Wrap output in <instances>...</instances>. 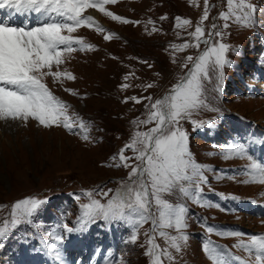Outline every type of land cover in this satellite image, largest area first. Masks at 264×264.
Listing matches in <instances>:
<instances>
[{"label":"rangeland","instance_id":"rangeland-1","mask_svg":"<svg viewBox=\"0 0 264 264\" xmlns=\"http://www.w3.org/2000/svg\"><path fill=\"white\" fill-rule=\"evenodd\" d=\"M208 2L211 7L204 27L210 28L213 23L222 26L224 21L218 19V14L227 10L225 0ZM250 2L255 5L256 24L239 27L229 22L223 42L231 49L227 54L231 65L224 69L219 91L213 90L215 77L206 84L207 103L216 110L201 109L195 113L193 119L202 124L195 130L188 121L181 122L188 133L194 160L208 169L205 175L209 183L203 186V207L178 192L166 197L174 205L187 206L189 239L182 251L176 252L157 230L153 234L159 246L156 251L168 248L174 257L169 260L161 256L162 264H212L202 250L206 241L218 246L229 264H239L237 258H247V254L234 245L240 240L247 242L251 235L264 234V217L252 213L254 207H264V184L258 180L243 183L251 180V176L245 175V170L250 169L249 159H224L222 155L228 146L243 144L247 155L262 163L255 153L260 154L264 149V0ZM104 7L133 23H121L94 8L86 9L83 17L97 15L93 16L92 25L70 34L82 40L85 50L65 54L60 66V71L70 73L75 79L45 81L50 91L70 106L69 114L82 121L85 129L76 123L73 125L76 134H71L63 127L46 129L31 119L27 125L22 121H0V224L10 220L12 205L17 201L26 197L47 201L32 217L31 224H21L0 240V264L9 260L17 264L16 256L24 253L26 246L41 252L43 242L52 243L55 225L76 226L81 216L80 205L89 203L86 197L77 201V195L120 187L130 171L115 166L120 163V150L131 142L135 132L154 127V124L133 123L147 119L146 106L150 105L143 97L151 96L154 102L169 92L188 71L182 67L186 57L195 58L204 47L201 45L199 50L173 47L194 43L189 33L203 15L204 0H117ZM184 20L191 21V25H184ZM106 35L112 38L106 41ZM87 45L92 48L88 49ZM124 84L130 87L122 89ZM148 84L153 87L147 88ZM132 97L141 98L142 102L137 104ZM84 134L89 139H83ZM257 139L262 140V145ZM125 155L133 153L126 151ZM95 199L102 198L95 196ZM205 224L217 233L239 231L245 235L225 238L209 234ZM88 225H92L91 230ZM88 225L86 230L78 231L85 242L79 240L78 246L73 239L68 242L71 252L66 264L76 262L74 248L83 253L93 248L87 246L89 242L107 249L101 251L102 264H150L151 258L145 254L150 248L149 236L145 233L152 234L151 221L138 229L135 242L131 241V225L100 219ZM163 230L176 235L174 229ZM58 234H63L62 229ZM33 237L44 241L38 245L39 240ZM72 242L75 246H71ZM64 247L61 245L51 252V258L55 251L61 255L68 253ZM25 263L26 259H22L21 264Z\"/></svg>","mask_w":264,"mask_h":264},{"label":"snow or ice","instance_id":"snow-or-ice-1","mask_svg":"<svg viewBox=\"0 0 264 264\" xmlns=\"http://www.w3.org/2000/svg\"><path fill=\"white\" fill-rule=\"evenodd\" d=\"M115 3L117 0H0V11L7 13L0 19V121H22L27 125L31 119L46 129L53 126L63 127L71 134H76L73 127L76 123H79L81 129H85L82 121L69 114L70 106L56 97L45 81L47 78L75 79L70 73L60 71V66L64 63L65 54L85 50L82 40L74 39L70 34L80 27L92 25V16H82L86 9L94 8L121 23H133L105 10V5ZM225 3L227 10L218 14V19L224 21L223 25L213 23L210 28H205L204 22L208 20L211 6L208 0H204L203 15L195 30L189 33L194 43L173 45L181 50L189 47L199 50L203 45V49L195 58L186 57L182 67L188 68V71L169 92L154 102L151 96L143 97L150 105L146 106L147 119L133 123L154 124V127L146 132H135L131 142L120 150V163L115 166L130 169L127 179L120 182V187L115 190L108 189L105 192L101 188L77 195V201L86 197L89 203L80 205L81 216L76 226L63 224L61 227L65 234H51L52 243L47 244L45 241L47 251L57 250L68 235L84 231L88 224L98 219L107 223L119 221L131 225L132 242L138 238V229L151 221L152 234L145 233L149 236L150 248L145 254L151 258L150 264H162L161 256L174 259L168 248L156 251L159 246L156 245L153 234L157 230L176 252L182 251L186 246L189 239L186 234L189 210L185 204L174 205L166 197L178 192L181 197L203 207V186L209 181L205 175L208 169L196 162L190 152L189 136L181 122L188 121L195 130L202 127L200 122L193 119L195 113L201 109L216 110L207 103L206 84L211 83L215 77L213 90L219 91L224 69L231 65L227 55L231 49L223 42L225 30L230 27L229 22L239 27H253L257 22L255 5L250 0H225ZM32 14L35 15V26L29 27L27 19L23 26L12 23L17 16ZM179 20L178 17L177 21ZM183 24L190 26L191 21L184 20ZM153 31L156 29L153 28ZM111 38V35L104 37L106 41ZM76 45L80 46L79 49ZM86 47L92 48L91 45ZM189 64L192 67L189 68ZM121 87L124 89L130 85L124 84ZM152 87V84L147 85V88ZM65 91L75 94L71 89ZM130 99L137 104L142 102L141 98ZM82 138L89 139L86 134ZM126 151H131L133 155H125ZM222 155L224 159H249L250 169L245 170V175L251 176V180L243 183L258 180L260 184H264V164L248 156L243 144L228 146ZM116 159L114 156L113 160ZM95 196L102 199H95ZM46 202L35 197H26L15 202L11 208L10 220L5 219L0 224V240L21 224H31L32 217ZM204 227L209 234H218L225 238L245 235L239 231L217 233L211 226L205 224ZM163 229H174L176 235H169ZM234 247L247 254V258H237L240 264H264V234L251 235L247 242L240 240ZM202 250L212 264H229L224 252L211 241H206ZM53 259L58 264H63L59 251H55Z\"/></svg>","mask_w":264,"mask_h":264},{"label":"bare ground","instance_id":"bare-ground-1","mask_svg":"<svg viewBox=\"0 0 264 264\" xmlns=\"http://www.w3.org/2000/svg\"><path fill=\"white\" fill-rule=\"evenodd\" d=\"M92 16H97V15H95V14H92ZM261 153H264V149H263V151L261 152ZM260 153V154H261ZM261 161L264 163V157H263V159H261ZM71 246H75V245H73V242L71 243ZM34 255V254H33ZM35 256V255H34ZM50 262H52V260H50ZM54 264H58V263H54Z\"/></svg>","mask_w":264,"mask_h":264}]
</instances>
